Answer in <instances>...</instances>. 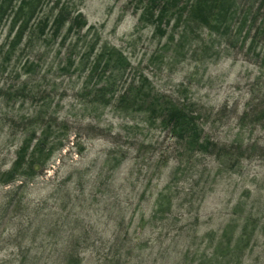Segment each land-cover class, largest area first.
<instances>
[{
  "label": "rangeland",
  "instance_id": "obj_1",
  "mask_svg": "<svg viewBox=\"0 0 264 264\" xmlns=\"http://www.w3.org/2000/svg\"><path fill=\"white\" fill-rule=\"evenodd\" d=\"M145 4L44 0L29 26L48 20L47 35L31 37L28 28L14 49L18 23L13 31L11 17L0 24V171L9 168L20 141L38 132L41 123L54 118L68 126L60 132L66 139L63 149L31 181L25 200L31 208L46 200L42 213L58 208L69 224L56 241L33 245L32 254L43 253L33 264H65L67 248L79 253L83 264L117 262L114 257L120 264H264V125L239 121L244 108L261 102L264 89L254 85L261 73L242 53L217 48L218 42L207 56L199 39L186 42L176 54L166 46L167 36L138 24L135 11ZM59 8L72 17L81 13L87 27L73 37L50 32ZM93 38L97 47L105 43L119 49L134 68L131 76L140 73L157 92L196 104L210 138L241 141L246 151L238 164L224 167L204 153L178 162L173 152L178 148L158 123H144L142 116L124 119L112 107L92 106V96L80 89ZM201 38L208 43L207 35ZM99 81L89 78L88 89ZM174 170L167 189L173 211L156 215V196ZM6 189L0 185V204ZM6 235L7 230L1 237ZM16 253L2 246L0 260L20 259Z\"/></svg>",
  "mask_w": 264,
  "mask_h": 264
},
{
  "label": "trees",
  "instance_id": "obj_2",
  "mask_svg": "<svg viewBox=\"0 0 264 264\" xmlns=\"http://www.w3.org/2000/svg\"><path fill=\"white\" fill-rule=\"evenodd\" d=\"M43 2L44 0H17L18 7L13 11L17 18H11L10 31L17 27V23L19 26L11 45L12 49L21 44L28 28L31 37L37 32L39 38L47 35L44 29L48 20L40 19L35 25L29 26L37 8ZM145 3L144 7L135 11L138 24L151 26L154 34L158 33L160 37L166 35V46H173L176 54L181 55L187 46L186 42L199 39L202 43L200 51L202 55L207 56L213 44L218 42L217 48L224 46L227 51L242 53L246 61L258 68L261 74L254 85L264 89V0H145ZM9 4V0H2L0 3V24L5 16H9L12 8L8 7ZM51 21L49 31L53 34L64 31L67 22V27H74L76 33L87 27L81 13L75 12L72 17L70 12H65L63 8L58 9ZM88 34H82V38L86 39ZM202 34L208 36L207 44H204ZM88 45L86 55L89 58L87 61L90 62L85 69V80L80 91H88V95L93 98L92 106L96 104V108L112 107L124 119L142 116L144 123H158L175 140L174 145L178 149L173 152H176L175 158L178 162L197 153H204L215 156V160L224 167H235L238 164L246 151L244 145L235 139L225 143L210 138L204 129L205 115L196 104L157 92L150 81L140 73L131 76L134 68L117 48L105 43L97 47L95 38L90 39ZM219 54L214 53L216 59ZM93 77L100 81L88 89L87 80ZM52 120L53 122L41 123L38 132L34 129L27 138L24 137L15 150L9 168L0 171V185L9 187L2 193L4 200L0 204V226L3 225L0 233L3 245L0 249L2 246H11L20 256V259L0 260V264H15L17 261L18 264H33L41 259L43 254H32L33 245L37 242L56 241L63 236L62 233L69 224V216L60 213L58 208H50L42 213L48 208L46 200L32 208L25 200L31 181L45 172L54 154L65 145L66 139L60 136V132L68 129L67 124L57 123L54 118ZM245 120L252 125H264V95L256 107L250 110L244 108L239 121L243 123ZM62 136L67 138L66 134ZM110 154L109 152L106 162ZM123 159L124 157L119 159L115 168L121 165ZM174 176L175 170L171 173L168 186H171ZM172 206V196L164 190L156 196L154 213L171 214ZM12 226H15L14 229ZM5 230L7 235L2 238ZM25 244L29 246L24 247ZM65 250L62 253V262L83 264V257L79 253L76 254L75 250L68 248ZM69 259L73 261L69 262ZM105 263L120 264V258L117 262L110 260Z\"/></svg>",
  "mask_w": 264,
  "mask_h": 264
},
{
  "label": "bare ground",
  "instance_id": "obj_3",
  "mask_svg": "<svg viewBox=\"0 0 264 264\" xmlns=\"http://www.w3.org/2000/svg\"><path fill=\"white\" fill-rule=\"evenodd\" d=\"M9 6L8 7H12L11 9H10V11H9V13H8V17H11V18H17V15L15 16L14 14H13V11H16V8L18 7V4H17V1H16V6H13V2L11 3V0H9ZM161 28L162 29H165L163 26H161ZM63 32H65L67 35H70L71 37H73V36H75V34H76V32H77V30L74 28V27H66L65 29H64V31ZM164 36H166V35H164ZM77 44L79 45L80 43H78V41H77ZM119 50V49H118ZM131 66V65H130ZM64 123V122H63ZM204 125H205V122H204ZM169 133V132H168ZM169 136H170V138L174 141V143H175V140L172 138V136H171V134L169 133ZM171 186H166L165 187V190L167 191V189H169ZM9 188V187H8ZM7 190V189H6ZM173 205V204H172ZM171 213H172V211H173V206L171 207ZM167 214H169V213H167ZM167 214H163V215H167ZM156 215H158V214H156ZM121 256V254L119 255V257ZM116 259H118V257H114V259L113 260H116ZM72 262L73 260L72 259H69V262Z\"/></svg>",
  "mask_w": 264,
  "mask_h": 264
}]
</instances>
